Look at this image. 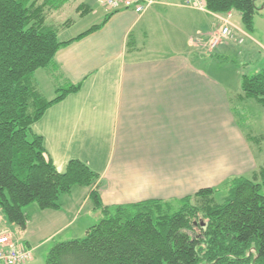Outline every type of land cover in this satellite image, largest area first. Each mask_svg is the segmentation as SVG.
<instances>
[{"label":"crops","instance_id":"obj_1","mask_svg":"<svg viewBox=\"0 0 264 264\" xmlns=\"http://www.w3.org/2000/svg\"><path fill=\"white\" fill-rule=\"evenodd\" d=\"M186 1L155 0L143 14L108 10L97 0H79L75 6L77 14L80 5L85 10L80 18L94 9L102 16L112 14L99 30L58 50L55 60L62 74L81 88L50 107L32 130L43 137L59 172L78 159L98 180L93 187L63 194L60 209L27 207L26 229L6 222L0 209V233L34 249L25 264L44 260L48 244L59 237H70L58 240L66 241L87 233L90 227L70 228L93 189L99 190L105 206L182 199L215 187L230 170L242 175L258 168V151L237 114L238 93L231 94L223 78L209 69L212 36L220 31L221 17L232 21L234 11L215 14ZM58 12L48 21L60 27V41L89 29L73 33L77 19L56 22ZM256 17L252 33L232 21L248 34L244 43L225 41L220 46L259 60ZM262 62L254 69L264 68Z\"/></svg>","mask_w":264,"mask_h":264},{"label":"trees","instance_id":"obj_2","mask_svg":"<svg viewBox=\"0 0 264 264\" xmlns=\"http://www.w3.org/2000/svg\"><path fill=\"white\" fill-rule=\"evenodd\" d=\"M209 12L238 11L244 28L254 32L264 0H203ZM71 0H0V209L21 229L25 209H60L61 196L75 186L93 187L98 174L78 159L59 172L48 158L42 136L32 130L46 111L78 92L55 57L58 50L99 30L111 17L66 42L48 21ZM81 14L85 13L79 6ZM46 69L56 91L48 99L36 77ZM235 100L264 107V68L244 73ZM261 149L264 134L248 133ZM227 191L223 203L216 194ZM103 218L83 238L57 241L46 264H264V165L251 178L236 176L221 188H204L182 199L146 200L105 206L98 189L90 192Z\"/></svg>","mask_w":264,"mask_h":264},{"label":"rangeland","instance_id":"obj_3","mask_svg":"<svg viewBox=\"0 0 264 264\" xmlns=\"http://www.w3.org/2000/svg\"><path fill=\"white\" fill-rule=\"evenodd\" d=\"M78 2L79 0H73L63 10L59 11L56 16V22H65L68 19H77V24L73 26L71 31L73 33H78V32H81L82 30L90 28L91 26L95 24L101 23L104 20L105 16H102L101 10H95V9L91 13L85 14L84 16H82V18H80L81 16L80 13L77 14L75 10V6L78 4ZM98 4L100 3L98 2ZM256 20H257L258 28L260 31L259 35L256 36L257 42H255V48H256L257 55H260L261 57V58L257 57L259 58V60H257L256 58L251 59L250 56L245 57V55H239L238 48L237 49L233 48L232 50L229 49V51L226 52L222 48V46H220L223 42L227 41V39H224V38L221 39L222 41L215 48L211 47L212 46L211 43L209 44V48H211L210 50L212 51V53L210 54V61H211L210 67H209L210 72L212 76L217 75L223 78L224 82L228 84V88L232 90L231 94H234V93L236 94L242 91L241 90V74L242 75L244 73L254 74L258 72L259 71L258 69H254V67L256 66V63L258 64V62L260 63L261 61H263L261 66H264V10L260 14L257 15ZM232 21H235L237 24H240L243 26L242 19H240V16H239V12L236 10L234 11ZM236 35L237 36L235 37V39L230 40L231 42H239V39H240L239 30L236 31ZM248 61H250L251 65L246 64L248 63ZM37 77L39 78V81L41 82L42 88L47 98L48 99L55 98L56 93L54 91L53 82L47 70L44 68L39 69L37 71ZM236 103H237V106L239 104L237 114L241 120L240 122L242 126L244 127L246 131V134L247 133H254L258 135L264 134V107L258 104L253 99H249L247 102L244 101L243 103H238V102ZM253 146L258 151L259 158L257 159V161L255 160V162L257 163V166H258L256 170H259V168L264 165V142L262 143L261 149L259 148L258 145L254 143H253ZM249 165H251V163ZM235 174L232 173L231 170L228 171L226 175L221 177V181L216 183L214 188L216 189L221 188L229 179L233 177L245 176L247 178H251L253 175V173H249L248 171H246V173H243L242 175H235ZM223 181L224 183H222ZM82 187L83 186L81 185L80 186L77 185L74 187V190L77 191L76 189H82ZM227 195H228L227 191H220L216 194V200L219 203H223ZM31 205H33L32 207L34 206L38 207L37 204H31ZM81 206H83V208L79 210V213L77 214L78 216L77 222L72 228H70V230L75 229V228L82 229L83 227L89 228L97 224L103 218V213L100 210H95L93 208L95 207V205L92 199L90 200V202L82 203ZM30 209L33 210V208H30ZM27 210L28 208H26V211ZM2 217H4L3 214H2ZM5 221L9 222L7 219ZM80 236L81 238H83L86 236V233H83ZM63 238H70V237H62V238L59 237L58 239H56V241L61 240ZM53 244H54L53 242L49 243L48 246L49 245L53 246ZM46 254L47 253H45V256H44L45 259L44 260L40 259L41 261L37 262V264H46V256H47Z\"/></svg>","mask_w":264,"mask_h":264},{"label":"built area","instance_id":"obj_4","mask_svg":"<svg viewBox=\"0 0 264 264\" xmlns=\"http://www.w3.org/2000/svg\"><path fill=\"white\" fill-rule=\"evenodd\" d=\"M98 2L108 10L132 9L143 14L155 3V0H98ZM186 3L199 9L207 10L203 0H187ZM221 21L220 31L214 34L210 41L212 48L217 47L222 38L227 39V41L235 39L237 30H239L240 34L239 43L245 41V37L248 34L238 29L229 17H221ZM33 257L34 249L14 242L6 232L0 233V264H25L30 262Z\"/></svg>","mask_w":264,"mask_h":264}]
</instances>
